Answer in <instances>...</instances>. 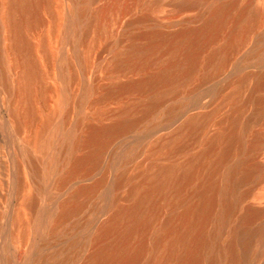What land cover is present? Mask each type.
Here are the masks:
<instances>
[{"label":"bare ground","instance_id":"1","mask_svg":"<svg viewBox=\"0 0 264 264\" xmlns=\"http://www.w3.org/2000/svg\"><path fill=\"white\" fill-rule=\"evenodd\" d=\"M48 1L0 0V87L8 96L5 95L9 125L19 141L26 142L14 159V178L10 166L0 156V241L5 228L4 205L13 189L16 204L8 215L6 228L7 247L13 250L25 249L37 230L54 234V220L46 230L44 226H49L48 222L37 209L44 188L35 186V180H49L60 167L68 165L67 175L62 180V186H66L76 178H87L98 169L116 138L151 116L168 96L176 94L191 79L199 62L196 51L201 39L221 30L229 17L227 7H235L237 0L213 6L217 8L210 10L200 29L183 31L171 38L159 34L141 35L144 44H131L117 53L112 64L116 72L144 69L155 62L160 68L139 80L107 88L97 103L130 94H137L140 100L123 104L109 124L103 123L106 115L99 111L95 123L89 122L84 132L79 121L70 124L68 117L71 107L78 102L80 82L88 74V58L93 48H87L85 41L95 18L88 19L82 5L63 10L61 39L73 55L63 59V89L56 92L59 93L58 106L48 108L46 105L45 112L41 113L37 102L46 87L29 33L39 22L40 5ZM207 1L179 2L181 7H194ZM249 14L244 12L243 18ZM241 21L238 18L235 25ZM82 23L84 28L80 31L78 26ZM231 45L232 42L226 51ZM81 47L86 48V56L81 53ZM42 49L44 53L45 48ZM45 57L46 64L51 65L54 51L47 50ZM225 58V52H214L206 66L216 74L220 70L214 67L222 65ZM76 60L83 75L80 79L74 69ZM243 82H239L232 99L240 96ZM262 85L257 83L256 88ZM82 91L81 103H86L92 93L96 94V89L90 86L82 87ZM47 92L54 94V90ZM249 103L257 106L256 112L244 118L243 109ZM263 111L262 101L247 97L244 106L234 108L232 114L218 124V130L202 140L198 153L183 163L155 166L142 174L138 182L128 180L127 199L131 202L115 210L104 226L101 236L104 243L86 264H264V164L258 160L264 151V137L254 133L248 143L244 141L250 124H258ZM206 120L191 119L186 127L196 130L199 125V129H203ZM23 130L28 132L26 138H22ZM177 137L167 142L171 144L168 156L173 158L195 142L190 136L187 143H176ZM55 142L61 143L57 157H54ZM79 150L84 152L77 155ZM32 154L47 156L42 170ZM124 183L125 178H122L115 189ZM103 184L102 179L91 186L80 187L74 194L75 204L67 208L62 217L66 219L82 211ZM26 251L27 248L24 253Z\"/></svg>","mask_w":264,"mask_h":264},{"label":"rangeland","instance_id":"2","mask_svg":"<svg viewBox=\"0 0 264 264\" xmlns=\"http://www.w3.org/2000/svg\"><path fill=\"white\" fill-rule=\"evenodd\" d=\"M179 1L49 0L46 4L42 3L39 22L29 33V39L40 60L44 74L43 84L46 87L42 99L37 102L41 113L45 112L46 105L48 108L58 106L59 93L56 92L63 89V59L73 55L61 39L65 11L82 5L85 6L87 18H95L85 41L87 48H93V53L88 58V74L80 82L78 102L71 107L68 117L70 124L79 121L81 131L84 132L89 122L95 123L94 118L99 111L106 115L103 123L109 124L123 104H134L140 100L137 94H130L97 103L96 100L107 88L113 84L139 80L147 74L156 73L160 68V64L155 62L144 69L128 68L116 72L112 64L117 53L123 52L131 44H144L145 40L141 35L159 34L171 38L183 31L200 29L210 10L217 8L213 6L231 0H208L207 3L194 7H181ZM227 9L229 17L221 30L201 39L200 48L196 51L199 62L191 79L176 94L168 96L151 116L143 118L131 131L116 138L98 169L87 178H76L66 186H62V180L68 172L66 164L55 171L49 180H35V186L44 188V196L37 209L48 225H52L54 220V234L48 235L47 232L43 233V229L37 230L29 238L25 253L26 248L13 250L7 247L9 216L16 204L15 192L11 190L10 194L13 196H8L4 205L6 217L3 220L4 236L0 241V264H86L104 243L101 240L102 232L115 210L126 207L131 202V199H127L129 182H138L142 174L155 166L183 163L198 153L203 145L202 140L212 136L219 128L218 124L230 116L234 108L244 106L247 97L262 101L264 106V0H237L235 7ZM244 12L250 14L243 18ZM238 18L242 21L235 25ZM78 28L81 31L84 24H80ZM230 42L232 47L226 51ZM42 47L45 48L44 53L41 52ZM47 50L54 51L51 65L45 62ZM80 51L83 56L87 55L86 48L81 47ZM220 51L226 53V61L215 66L214 70L216 68L220 71L213 74V69H208L206 65L211 54ZM73 64L77 79H80L83 75L77 60ZM240 81H244L241 84V94L232 99ZM257 83L263 85L258 89ZM86 86L94 87L96 94L92 93L86 103H81L82 87ZM48 90H54V94L47 92ZM5 95L7 96L6 92L0 87V152L3 151L0 156L10 166V174L14 178V159L26 142H20L9 125L8 96ZM256 107L253 103L246 105L243 109L244 118L252 116ZM203 118H207L203 129H199V125L196 130L186 127L191 119L199 122ZM249 128L245 143L249 142L254 133L264 137V111L260 122H252ZM27 136L28 132L23 130L22 138ZM175 136H178L176 143H187L190 136L194 137L195 142L189 143L185 152L173 158L168 156L171 144L168 145L167 142ZM60 147L61 143H54V157H57ZM83 152L79 150L76 154L81 155ZM31 157L42 170L47 156L32 154ZM258 160L264 164V151L258 156ZM122 178H125V183L115 189L116 183ZM102 179L103 186L88 199L84 209L64 219V211L75 204V192L80 187L91 186ZM44 227L48 230L50 225L46 224Z\"/></svg>","mask_w":264,"mask_h":264}]
</instances>
